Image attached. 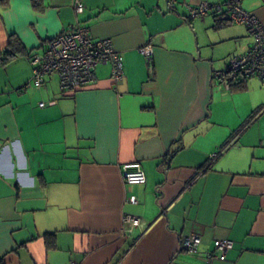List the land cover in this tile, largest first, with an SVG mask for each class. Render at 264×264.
Masks as SVG:
<instances>
[{
    "label": "crops",
    "instance_id": "1",
    "mask_svg": "<svg viewBox=\"0 0 264 264\" xmlns=\"http://www.w3.org/2000/svg\"><path fill=\"white\" fill-rule=\"evenodd\" d=\"M227 1L0 0V55L19 45L0 60L1 264H264V79L214 76L253 36L226 10L191 16ZM241 5L264 22V0ZM78 19L113 40L122 77L105 62L77 90L36 85L30 54ZM133 161L145 183L124 179Z\"/></svg>",
    "mask_w": 264,
    "mask_h": 264
},
{
    "label": "built area",
    "instance_id": "2",
    "mask_svg": "<svg viewBox=\"0 0 264 264\" xmlns=\"http://www.w3.org/2000/svg\"><path fill=\"white\" fill-rule=\"evenodd\" d=\"M75 7L78 13H82L84 11L82 0H75ZM222 10H226L233 21L245 23L253 40L247 50L230 57L225 69L214 71V76L226 86L253 76L264 79V22L255 13L245 9L241 5V0H228L226 3L215 4L201 2L191 8V16H203L208 11ZM142 49L147 56L151 57L150 46H144ZM30 61L33 69L31 80L36 85L43 84L46 76L56 73L62 88L67 91L77 90L93 82L96 77L95 67L99 63H111L112 76L115 79L123 75V60L113 40L96 38L90 27L80 21L51 38L44 52H34L30 56ZM123 177L133 184L145 183L147 180L145 170L139 161L125 163ZM130 200L137 201L135 196H132ZM124 220L135 226L141 223L140 217L132 214H126ZM200 241L201 237L198 234L186 236L182 246L187 250L196 251ZM215 245L216 248L225 251L233 246V240L218 238L215 240ZM215 256L214 251L207 252L208 261Z\"/></svg>",
    "mask_w": 264,
    "mask_h": 264
},
{
    "label": "trees",
    "instance_id": "3",
    "mask_svg": "<svg viewBox=\"0 0 264 264\" xmlns=\"http://www.w3.org/2000/svg\"><path fill=\"white\" fill-rule=\"evenodd\" d=\"M2 2H5L6 0H1ZM33 1V5L35 6V7H39L40 6V0H32ZM84 4V3H83ZM74 7H75V2H74ZM75 10H76V7H75ZM84 10H85V5H84ZM77 14H80V13H78L77 12ZM78 21H80L79 19H78ZM80 22H82V21H80ZM83 23V22H82ZM71 27V26H70ZM70 27H69V29H70ZM12 35H14V33L12 34ZM11 35V36H12ZM56 36V35H55ZM53 38V37H52ZM51 41V39L48 41V44H49V42ZM9 47H7L4 51H3V53H1V55H0V60H2L3 62L4 61H7V60H9L10 58H12L11 56H13V55H15L16 54V49H18V47H19V45H17L16 43H14V39L13 38H11V40H10V42H9V45H8ZM48 45H46V47H47ZM45 47V48H46ZM33 53H31L30 54V56L32 55ZM54 74V73H53ZM1 261H2V259H0V264H1Z\"/></svg>",
    "mask_w": 264,
    "mask_h": 264
},
{
    "label": "bare ground",
    "instance_id": "4",
    "mask_svg": "<svg viewBox=\"0 0 264 264\" xmlns=\"http://www.w3.org/2000/svg\"><path fill=\"white\" fill-rule=\"evenodd\" d=\"M93 34V33H92ZM147 181V180H146ZM182 246V245H181ZM182 248H184L183 246H182Z\"/></svg>",
    "mask_w": 264,
    "mask_h": 264
}]
</instances>
